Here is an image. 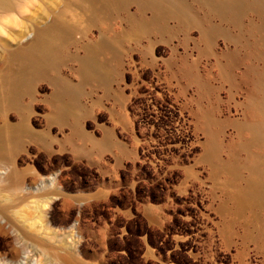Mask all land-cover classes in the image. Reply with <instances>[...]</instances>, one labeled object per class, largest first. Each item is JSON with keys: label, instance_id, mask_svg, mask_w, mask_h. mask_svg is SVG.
<instances>
[{"label": "rangeland", "instance_id": "374dc122", "mask_svg": "<svg viewBox=\"0 0 264 264\" xmlns=\"http://www.w3.org/2000/svg\"><path fill=\"white\" fill-rule=\"evenodd\" d=\"M10 156L0 262L264 264V0H0Z\"/></svg>", "mask_w": 264, "mask_h": 264}, {"label": "bare ground", "instance_id": "6f19581e", "mask_svg": "<svg viewBox=\"0 0 264 264\" xmlns=\"http://www.w3.org/2000/svg\"><path fill=\"white\" fill-rule=\"evenodd\" d=\"M36 42V41H35ZM33 43H29V44H26L25 47L22 45H20V49L23 50V49H26L27 47L31 46ZM50 55V51L49 52H46L45 54L41 55L40 58L38 59V61L36 62H41V61H44L47 56ZM64 96L63 97H74L75 96V93L72 92V91H67V92H63L62 93ZM69 98V106L72 107L74 106V104L76 103V100L73 99V98ZM68 99V98H67ZM77 105V104H76ZM81 105V104H80ZM69 107V108H70ZM74 108V107H73ZM61 109V108H60ZM64 110V109H63ZM78 126L82 129L84 126L81 124V122L78 123ZM112 137V136H111ZM101 149V148H100ZM100 149L98 148L97 152H96V160L93 161V164H95L98 168H101V163L99 162L100 160H102V153L99 152ZM93 157V155H92ZM91 157V158H92ZM8 166L7 168L4 170V172L0 175V180L2 181V184L0 185V189L1 190H6V192L8 191H16V189H20L22 187H24L25 183H24V180L23 178L21 177L20 173L18 172L17 168H16V164H15V160H14V157L13 156H10L9 158V162H8ZM104 165V164H103ZM24 190V189H23ZM18 191V190H17ZM19 193V191H18ZM20 195V194H19ZM24 195V194H23ZM26 195V194H25ZM14 201L15 203H19L20 201H22L25 196H19L16 195L14 197ZM50 200V199H49ZM46 202V201H45ZM15 203L13 204H10V205H7L6 208L9 209V207H14ZM47 204H49V202H47ZM39 223H42V215H39ZM152 220L154 221V219L152 218ZM41 225V224H40ZM9 226V225H8ZM244 251V250H243ZM60 254V253H59ZM55 257L57 258V260H59V262H61L62 264H65L67 263L69 260H73L74 257L73 255L67 253V254H62L61 255H55ZM0 264H12L10 261L9 262H0ZM69 264V263H68Z\"/></svg>", "mask_w": 264, "mask_h": 264}]
</instances>
